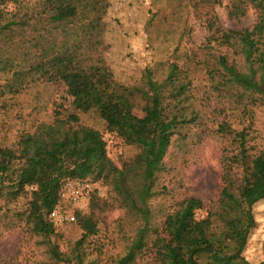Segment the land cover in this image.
<instances>
[{"label": "rangeland", "instance_id": "374dc122", "mask_svg": "<svg viewBox=\"0 0 264 264\" xmlns=\"http://www.w3.org/2000/svg\"><path fill=\"white\" fill-rule=\"evenodd\" d=\"M231 1L203 6L194 0H107L100 34L89 55L91 62L100 59L115 81L126 86L137 84L147 68L157 80L171 63L188 71L200 118L172 138L164 158L157 181L160 194L149 202L158 228L179 202L195 196L203 202L196 217L211 213L213 229L222 230L220 174L226 157L239 150L235 133L247 134L248 155L264 149L260 52L249 34L256 13L248 8L243 17L231 20ZM206 12L211 13L210 20ZM10 76L0 66V148L35 158L46 175L59 176L62 184L86 183L90 191L79 206L69 200L59 202L75 221L52 222L49 236L33 232L26 221L32 188L16 199L1 198L0 264H112L125 253L139 222L119 206L111 188L90 173L102 144L118 168L137 149L107 132L97 113L75 111L63 85L25 82L14 92L4 87ZM72 114L78 117L76 122L70 121ZM23 163L15 161V174ZM94 197L98 206L92 209ZM90 213L97 230L83 237L76 214ZM252 215L255 226L242 255L256 264L264 259V199L253 205ZM52 250L70 261L57 260Z\"/></svg>", "mask_w": 264, "mask_h": 264}, {"label": "trees", "instance_id": "16d2710c", "mask_svg": "<svg viewBox=\"0 0 264 264\" xmlns=\"http://www.w3.org/2000/svg\"><path fill=\"white\" fill-rule=\"evenodd\" d=\"M194 1L207 6L220 0ZM106 7L107 0H0V66L11 75L5 89L18 92L25 82L41 80L59 83L75 111L97 113L107 132L137 149L118 168L102 144L90 173L110 187L119 206L139 222L125 253L112 264H252L242 254L255 226L252 207L264 199V149L248 155L247 134L235 133L239 150L226 157L220 174L222 230L213 229L211 213L196 217L203 202L195 196L179 202L159 228L154 225L149 202L160 194L157 181L172 138L195 123L200 113L192 99L188 71L176 63L168 66L161 80L147 68L137 84L126 86L115 81L100 59L91 62ZM248 8L256 13L249 34L260 52L259 88L264 93V0H232L228 17L238 20ZM204 15L210 20V12ZM69 118L78 120L73 114ZM16 160H24L17 174L12 168ZM62 182L59 176L46 175L35 158L0 148V199H16L32 188L26 221L33 232L53 233L48 216L58 205ZM97 206L94 197L91 208ZM76 222L83 237L95 234L93 213L76 214ZM51 254L70 261L56 250ZM256 264H264V259Z\"/></svg>", "mask_w": 264, "mask_h": 264}, {"label": "built area", "instance_id": "2783aa9c", "mask_svg": "<svg viewBox=\"0 0 264 264\" xmlns=\"http://www.w3.org/2000/svg\"><path fill=\"white\" fill-rule=\"evenodd\" d=\"M193 1V0H191ZM90 188L89 185L80 181L67 182L61 185L59 191V202L69 200L71 203L79 206L87 199ZM58 205L49 213V220L54 223L63 221H75L74 215L66 214Z\"/></svg>", "mask_w": 264, "mask_h": 264}]
</instances>
